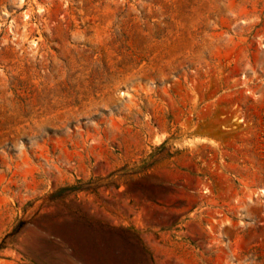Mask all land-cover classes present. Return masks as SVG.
<instances>
[{
  "label": "rangeland",
  "instance_id": "rangeland-1",
  "mask_svg": "<svg viewBox=\"0 0 264 264\" xmlns=\"http://www.w3.org/2000/svg\"><path fill=\"white\" fill-rule=\"evenodd\" d=\"M0 264H264V0H0Z\"/></svg>",
  "mask_w": 264,
  "mask_h": 264
}]
</instances>
